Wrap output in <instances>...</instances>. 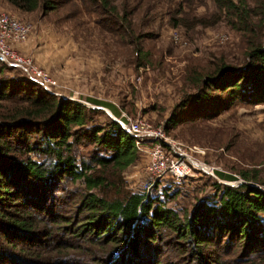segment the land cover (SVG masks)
Returning a JSON list of instances; mask_svg holds the SVG:
<instances>
[{"label": "trees", "instance_id": "1", "mask_svg": "<svg viewBox=\"0 0 264 264\" xmlns=\"http://www.w3.org/2000/svg\"><path fill=\"white\" fill-rule=\"evenodd\" d=\"M6 1L20 11L41 13L68 2L96 23L115 25L132 44L136 64L147 60L143 39L156 19L185 29L212 23L192 12L204 0ZM210 1L213 21L222 17L240 33L241 62L231 65L222 55L208 68L193 70L186 81L193 90L178 100L164 131L216 117L235 103L264 102V0ZM86 99L96 107L49 93L26 75L0 77V264L264 260V179L257 169L240 170L236 185L216 182L213 195L178 212L158 194L122 187L121 171L138 157L133 138L113 118L92 119L97 105L117 114L111 102ZM79 144L94 146L80 154ZM113 187L117 191L109 195ZM169 191L165 199L175 195Z\"/></svg>", "mask_w": 264, "mask_h": 264}, {"label": "rangeland", "instance_id": "2", "mask_svg": "<svg viewBox=\"0 0 264 264\" xmlns=\"http://www.w3.org/2000/svg\"><path fill=\"white\" fill-rule=\"evenodd\" d=\"M213 7L210 0L196 5L192 12L206 15L212 23L189 29L169 26L164 18L156 19L152 33L143 39L147 60L136 64L132 44L115 31V25L107 21L96 23L92 14L82 9L74 12L68 2L41 13L39 9L20 11L0 0V10L10 11L30 24L29 35L18 44V49L30 53L34 62L55 79L56 95L92 107L96 105L87 101L86 96L111 102L118 113L97 105L100 111L92 115L97 123L125 114L162 127L178 100L193 90L186 82L193 70L208 68L212 60L222 55L231 65L241 62L240 33L222 17L213 21ZM1 67L0 77L25 76L16 68ZM165 134L184 145L203 148V153L190 155L213 166V175L192 168L182 177L163 175L153 180L145 169L144 155L138 152L137 159L121 171L124 189L158 194L167 205L182 212L198 198L213 195L216 182L234 185L242 181L239 172L243 168L257 169L258 176L264 179V102L235 103L216 117L182 122L168 128ZM93 146L79 144L77 150L88 154ZM216 171L230 173L234 178L225 179ZM261 188L264 190V185ZM168 190L176 192L165 199L163 194ZM116 191L113 187L107 193ZM259 264H264V260Z\"/></svg>", "mask_w": 264, "mask_h": 264}, {"label": "built area", "instance_id": "3", "mask_svg": "<svg viewBox=\"0 0 264 264\" xmlns=\"http://www.w3.org/2000/svg\"><path fill=\"white\" fill-rule=\"evenodd\" d=\"M29 32L28 22L21 20L10 11L0 10V62L19 68L44 90L57 94L54 88L55 79L34 62L30 53L18 49V44L28 37ZM12 44H16L15 47ZM114 119L127 134L132 136L135 148L145 157V169L153 180L163 175L182 177L192 168L213 175V166L200 163L190 155L191 152L203 153V148L184 145L165 134L162 126L150 124L140 117L122 114Z\"/></svg>", "mask_w": 264, "mask_h": 264}, {"label": "water", "instance_id": "4", "mask_svg": "<svg viewBox=\"0 0 264 264\" xmlns=\"http://www.w3.org/2000/svg\"><path fill=\"white\" fill-rule=\"evenodd\" d=\"M239 183V182H238ZM237 182H235V184L234 185H236V184H238Z\"/></svg>", "mask_w": 264, "mask_h": 264}]
</instances>
